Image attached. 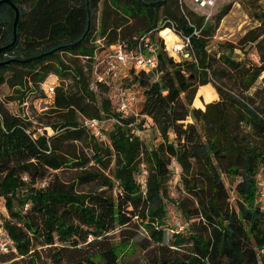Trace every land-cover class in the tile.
I'll use <instances>...</instances> for the list:
<instances>
[{
  "label": "trees",
  "instance_id": "16d2710c",
  "mask_svg": "<svg viewBox=\"0 0 264 264\" xmlns=\"http://www.w3.org/2000/svg\"><path fill=\"white\" fill-rule=\"evenodd\" d=\"M9 1L0 3V85L13 89L11 99L22 100L29 83L58 77L47 108L55 120L43 127L52 128V135H34L25 117L0 104V197L9 215L0 227L14 240L17 256L28 255L40 242L54 249L48 264H120L123 255H134L142 227L155 244L145 264H264V208L258 202L264 177V11L255 14L258 26L239 45L256 44L262 62L257 65L238 58L229 43L218 56L210 54L211 26H202V17L190 10L188 21L177 0H102L97 28L101 0ZM14 7L19 11L15 31ZM168 27L188 37L190 60L167 54L158 33ZM131 28L137 32L130 34ZM96 31L105 46L95 45ZM146 32L159 46L158 78L131 71L124 84L139 88L138 113L153 121L161 140L148 148L129 127L114 125L109 143H103L82 126L81 116H115L125 123L133 117L116 111L103 84L97 83L96 92L91 88L95 54ZM186 71L194 73V81ZM210 78L234 87L224 90ZM259 78L261 85L250 92ZM102 91L108 97L100 96ZM67 140L91 145L94 165L86 167L90 159H78ZM111 160L113 169L106 174ZM141 163L147 171L145 191L135 177ZM64 165L81 167L76 182L51 177L49 169ZM224 177L233 186V203ZM172 179L182 197L170 194ZM78 183L95 188L79 191ZM167 228L171 234L164 243ZM115 229L117 244L108 236ZM88 245L95 250L83 253Z\"/></svg>",
  "mask_w": 264,
  "mask_h": 264
},
{
  "label": "rangeland",
  "instance_id": "374dc122",
  "mask_svg": "<svg viewBox=\"0 0 264 264\" xmlns=\"http://www.w3.org/2000/svg\"><path fill=\"white\" fill-rule=\"evenodd\" d=\"M102 0L100 1L98 8L95 12V25L96 28L99 27L100 22V12L102 8ZM228 7L227 13L222 16L219 20H217V15L219 11L224 8ZM187 11H192L194 15L203 16V10L197 9L194 5L187 3L185 6ZM186 11V12H187ZM264 11V0H222L219 5L213 10L210 18L203 23L202 26L209 25L211 26V34H209L208 38V45L207 49L208 52L212 55L218 56L219 52L224 51V43H229L235 45V53L238 58H243L246 63H254V64H261V52L256 47L255 43H248L243 45V48H239L240 39L251 29L258 26L259 22L256 19L255 14L258 12ZM163 20V16L160 15V21ZM161 23V22H160ZM168 29H171L168 31ZM165 31V38L166 42H168L170 36L171 40L178 36L181 40V49L175 55H171L170 51L166 47L165 41L163 40L164 48L167 51V54L171 56L175 61H181L182 59H191V56L188 53L187 39L182 37L180 34H177L173 31L172 28H167ZM164 31L162 35L164 34ZM137 31L134 28L129 29L130 34H135ZM172 32V33H170ZM199 32V31H198ZM197 32V33H198ZM170 33V34H169ZM168 34V35H167ZM160 36V32L158 33ZM161 37V36H160ZM263 37V41L261 43V47L264 51V34L260 36ZM94 38L97 40L95 41V45L99 42L105 44V40L100 37L99 32H95ZM99 41V42H98ZM170 41V40H169ZM188 55L186 56V54ZM186 56V57H185ZM84 62V61H83ZM264 65V62H263ZM150 79H157V73L155 71L149 73ZM186 75L190 81L195 80V75L193 72L186 71ZM264 75V71L262 72ZM261 75V76H262ZM54 74H49L44 81L38 82L36 84L29 83L28 85L31 87V90L26 91V95L22 97V100L19 99H11L10 97L15 95V92L12 88L8 87L6 84L0 85V104H2L10 113L20 114L22 117H25L30 122V131H35L34 135L37 134H44L45 135H52L54 134L52 128L47 126L45 131L43 127L45 126L44 123L46 121H53L55 120V115L53 113H49L47 108L51 103V98L45 92V86L50 83L58 82L55 79ZM260 76V78H261ZM260 78L257 82L253 85V87L249 90L250 92L256 88L257 86L261 85ZM68 79V78H67ZM211 80V83L215 85H219L222 89L228 90L231 87L233 88V84L228 82L226 79L221 80ZM68 83H71V80H67ZM212 86V85H211ZM134 90L139 93V88L137 86L133 87ZM96 92L97 89H94ZM99 95V94H98ZM107 96L106 91H102L100 96ZM108 97V96H107ZM140 99V95L138 94ZM143 121L147 122V125L144 129L143 135V144L150 148L153 147L158 141L161 140V136L157 130V127L154 125L151 119L143 118ZM67 148L69 151L74 152L76 155H79L78 159H81L85 156L89 160V163L86 165H94V161L92 160V151L91 145L85 144L83 141L79 140H67L66 142ZM114 163L113 160L109 163L108 167L104 170L105 173H109L113 169ZM81 169L78 165H64L58 170H51L49 172L54 174H50L51 177L56 176L57 179L63 181L65 183H70L72 181L76 182V174ZM50 177V178H51ZM45 180H40L39 183H44ZM226 187L231 195L230 200L233 203L234 193H233V186L228 182V180L224 177ZM95 184L90 183H78L76 189L79 191H86L89 189H94ZM170 194L174 198L182 197L183 191L180 189L178 181L172 179L171 181V191ZM27 208L25 205L24 209ZM9 218L8 212L4 206V200L0 197V222L3 221L4 218ZM110 240H112L113 244H117L119 241L118 229L110 231L108 233ZM170 230L167 228L165 229L164 234V243H167L170 237ZM134 240L138 243V247L134 251V255L127 257L125 255L122 256V261L120 264H145L146 257L150 253L151 248L155 245L151 240L148 239L147 233L144 228L139 227ZM149 245L147 248H144V245ZM96 245H88L83 248V253H89V251H94ZM132 247V246H131ZM131 249V248H130ZM54 249L48 248L45 245L40 244V242H36V246L29 252L26 256H14L7 255L5 257H0V264H9L12 261H16L17 264H48L50 263V256L49 252L53 251ZM35 251V252H33ZM72 255L77 254V252H70ZM1 256V255H0ZM121 258V257H120ZM6 259V260H5ZM5 260V261H4ZM63 264H68L67 262H63Z\"/></svg>",
  "mask_w": 264,
  "mask_h": 264
},
{
  "label": "built area",
  "instance_id": "2783aa9c",
  "mask_svg": "<svg viewBox=\"0 0 264 264\" xmlns=\"http://www.w3.org/2000/svg\"><path fill=\"white\" fill-rule=\"evenodd\" d=\"M221 1L222 0H177V4L179 11L188 21L189 18L185 9L187 3L194 5L199 10H203L204 18L202 19L203 23H205ZM172 29L175 32L174 28ZM194 32L197 34L198 30H195ZM184 38L188 41V37ZM98 45L105 46L101 42H99ZM158 48V43L150 37L149 32H146L139 36H134L131 41L116 40L106 46L101 56H99L98 53L95 54L91 88L97 89V83L103 84L109 89V93L114 99L116 111L123 116L133 117L131 121L125 123L115 116H81L80 121L82 126L85 127L97 140L103 143H109L108 132L114 127V125H124L129 127L134 135L140 139L143 138L147 122L142 121V119L150 118L138 113V93L130 86L125 85L124 80L131 71H144L146 73L153 72L158 65ZM54 77L58 80L56 75ZM56 85H58V82L50 83L44 88L50 98L54 94ZM171 166L174 173L178 174L179 167L174 160L172 161ZM146 175V167L141 163L139 171L136 173L135 177L142 186L143 191H145L146 186ZM258 202L260 203V206L264 208V177L260 180ZM173 217L178 228L182 229L183 226L178 219L175 216ZM262 252L264 253V249H262ZM0 253L4 255H17L14 240L2 227H0Z\"/></svg>",
  "mask_w": 264,
  "mask_h": 264
},
{
  "label": "bare ground",
  "instance_id": "6f19581e",
  "mask_svg": "<svg viewBox=\"0 0 264 264\" xmlns=\"http://www.w3.org/2000/svg\"><path fill=\"white\" fill-rule=\"evenodd\" d=\"M167 29V28H166ZM165 29V30H166ZM162 30L160 31V35L163 37L165 44L167 45L166 47L168 48V50L170 51L171 55H175L178 52V50L181 49V40L178 36H176L175 38H173L172 40L166 42V38H165V31L164 34L162 35ZM171 37V36H170Z\"/></svg>",
  "mask_w": 264,
  "mask_h": 264
},
{
  "label": "water",
  "instance_id": "95a60500",
  "mask_svg": "<svg viewBox=\"0 0 264 264\" xmlns=\"http://www.w3.org/2000/svg\"><path fill=\"white\" fill-rule=\"evenodd\" d=\"M2 1H6V2H9L11 3L9 0H0V3ZM14 10H15V17H14V21H13V30L15 31V27H16V24H17V20H18V17H19V11L16 7H14ZM7 47V46H6ZM4 49V47H1L0 48V51H2ZM188 55V53L186 54V56ZM185 56V57H186ZM33 57H30V58H25V59H22V61H27V60H30L32 59Z\"/></svg>",
  "mask_w": 264,
  "mask_h": 264
}]
</instances>
